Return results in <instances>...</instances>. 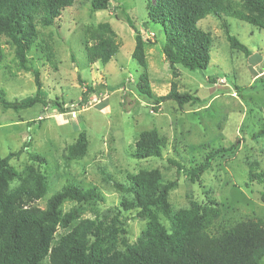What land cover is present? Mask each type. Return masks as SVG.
<instances>
[{"label": "rangeland", "instance_id": "obj_1", "mask_svg": "<svg viewBox=\"0 0 264 264\" xmlns=\"http://www.w3.org/2000/svg\"><path fill=\"white\" fill-rule=\"evenodd\" d=\"M145 4L146 0H117L110 1L107 10L92 11L90 0H75L53 27L40 30L45 40L50 36L57 70L44 60L37 46L32 47L27 58L28 66L40 74V96L48 106L37 103L17 111L0 107V159L27 143L26 150L12 157L10 165L21 173L26 166L34 165L28 159L30 154L45 161L39 166L48 179V191L36 203L41 209L69 181L83 188L96 187L104 197L102 204L79 206L82 218L112 214L122 196L102 180L100 170L124 182L127 174L156 169L164 181L177 180L176 189L169 195L174 211L187 209L196 200L205 201L206 193L219 204L222 219L264 220L259 187L245 186L250 167L264 169V29L223 18L230 34L250 51L245 57L230 50L221 23L207 16L198 27L213 38L208 67L193 72L180 66L170 68L161 51L162 28L148 20ZM124 14L145 42L143 51L153 96H166L171 83L176 82L178 92L194 95L203 101L201 105L179 107L165 101L153 110V104L136 93L134 87L143 70L131 58L135 34L124 21ZM100 23L111 26L120 45L118 53L105 65L90 64L85 48L92 43L86 28ZM1 44L3 99L24 103L37 92L33 76L19 72L12 48L4 39ZM89 87L93 92L87 91ZM85 92L89 96L82 102ZM149 130H156L167 142L162 159L135 160L134 144L141 132ZM80 134L85 136L88 152L82 160H67V149ZM231 146L234 148L230 153L213 158L200 184L192 185L188 177L177 176L175 167L168 165V160H176L186 170L196 168L210 153ZM73 207L77 206L66 202L62 212ZM123 216L127 220L119 239L126 238L133 244L146 221L138 220L134 213ZM161 222L168 227L162 217ZM62 234L59 229L56 237Z\"/></svg>", "mask_w": 264, "mask_h": 264}, {"label": "trees", "instance_id": "obj_2", "mask_svg": "<svg viewBox=\"0 0 264 264\" xmlns=\"http://www.w3.org/2000/svg\"><path fill=\"white\" fill-rule=\"evenodd\" d=\"M110 1L90 0L92 11L108 9ZM75 0H0V66L4 59L1 41L13 50L17 70L31 73L37 92L24 103H12L3 99L0 91V107L8 110L28 109L37 103L47 108L40 96L42 83L37 70L28 65V53L37 46L44 60L54 64L50 36L45 40L40 30L51 28L59 20L64 9L73 6ZM148 20L162 28L164 43L161 51L170 68L180 66L188 71H202L210 62L213 38L198 27L207 16L221 23V29L230 50L248 57L250 51L230 34L224 17L247 23L256 29H264V0H146ZM124 21L135 34V47L131 58L143 72L134 89L153 104L152 109L165 101H173L179 107L201 105L202 100L189 93H180L176 82L170 85L166 96L155 98L147 78V64L143 42L130 18ZM87 59L90 64H107L118 53L120 45L108 23L86 28ZM175 76V75H174ZM212 82V79L209 80ZM89 93L93 90L87 88ZM84 93L82 102L89 93ZM52 103V102H51ZM57 105L56 102L53 103ZM30 142V141H29ZM167 142L156 130L143 131L134 144L135 160L162 159ZM28 147L0 159V264H263L264 220L245 217L230 222L222 219L219 204L205 193V201H193L187 209L174 211L169 195L177 187V180L164 181L156 169L140 170L127 174L124 182L115 181L100 170L102 180L121 194L119 206L112 214L96 213L94 218H82L79 206L97 205L104 197L96 187L83 188L66 182L59 191L45 201L43 209L36 203L43 200L48 191L47 176L40 170L45 161L30 154L34 165L26 166L19 173L11 165ZM234 146L209 154L202 165L186 170L178 161L168 160L175 167L177 176L188 177L189 182L200 184L202 175L218 154L230 153ZM67 160H82L88 145L80 134L68 147ZM259 187V201L264 204V169L250 167L246 187ZM73 202L75 206L62 212V205ZM123 213H134L138 220H145L144 229L135 243L119 239L127 218ZM161 217L168 223L166 228ZM63 234L57 236L58 230Z\"/></svg>", "mask_w": 264, "mask_h": 264}]
</instances>
